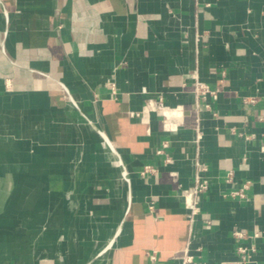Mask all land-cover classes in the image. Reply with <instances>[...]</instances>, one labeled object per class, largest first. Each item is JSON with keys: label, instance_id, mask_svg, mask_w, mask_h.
<instances>
[{"label": "crops", "instance_id": "1", "mask_svg": "<svg viewBox=\"0 0 264 264\" xmlns=\"http://www.w3.org/2000/svg\"><path fill=\"white\" fill-rule=\"evenodd\" d=\"M193 72L217 97L190 226ZM159 96L181 107L176 132ZM263 142L264 0H0V264H179L187 246L195 264H241L238 245L264 264Z\"/></svg>", "mask_w": 264, "mask_h": 264}, {"label": "built area", "instance_id": "2", "mask_svg": "<svg viewBox=\"0 0 264 264\" xmlns=\"http://www.w3.org/2000/svg\"><path fill=\"white\" fill-rule=\"evenodd\" d=\"M195 2H199L200 0H194ZM205 6H209V4H206ZM197 39L199 37H196ZM192 79V87L189 92V94L193 98L192 102V108L197 116V125L194 128L195 136L193 139V144L195 145V155L193 158V167H194V173H193V180L192 184L189 188L181 190V197L183 202L184 210L186 211V216L189 225L191 226L197 217L200 215V202L204 194L208 190L209 181L206 177L207 172V166L200 160L199 158V152L198 147L199 143L201 141V132H200V114L204 111L210 110L209 104L207 102L208 98H211L213 100L216 99L217 93L215 90H212L208 84L205 82H202L197 72H193L191 74ZM256 101L255 98H249L245 102L248 103H254ZM73 103V101H71ZM153 105L158 108L162 113V129L165 132H176L178 130V119L177 114H179V109L181 107H175V108H167L163 105L162 98L159 96L157 100L153 103ZM216 116V114H213ZM239 137L244 138L245 140L249 139V136H243L242 133L237 134ZM167 143L163 142L162 146L159 150L156 151L157 154H163V150L167 147ZM261 151L264 149V142L263 145L259 148ZM243 161H246V158L243 159ZM164 162L166 164L171 163V159L169 157H165ZM153 170L146 166L142 169L141 175L144 176L148 172H152ZM126 173V171H125ZM233 177V172L230 170L226 174V181L231 182ZM124 182L128 183L127 175L125 178L122 179ZM249 183L245 182L242 184V186L238 190H234L229 193L231 197L244 199L245 198V191L248 189ZM232 237L235 240H240L246 238V235L243 234L240 231H234L232 233ZM253 238H257L258 234L254 233ZM237 253L239 254V263L241 264H254L252 261V253L254 252L253 248H246L244 246L238 245L236 247ZM150 259H154V254L152 253L150 255ZM180 263L179 264H195L193 261V256L189 254L188 246L183 250L182 255L180 257Z\"/></svg>", "mask_w": 264, "mask_h": 264}, {"label": "bare ground", "instance_id": "3", "mask_svg": "<svg viewBox=\"0 0 264 264\" xmlns=\"http://www.w3.org/2000/svg\"><path fill=\"white\" fill-rule=\"evenodd\" d=\"M99 135L101 136L102 141H103V143H104V144H102L103 149H105V150H110L111 153L114 154L115 151L113 150V148H112L111 144L109 143V141L107 140V138H106L102 133H100ZM104 140L107 141V145L105 144V141H104ZM117 164H118L119 170H124V171H122V172H123L122 179H123V178H125V176H126L125 169H124V167L122 166L121 162H118Z\"/></svg>", "mask_w": 264, "mask_h": 264}]
</instances>
